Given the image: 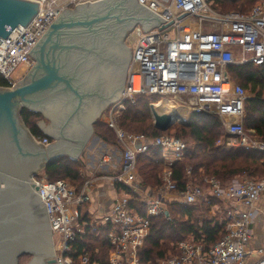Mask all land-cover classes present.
<instances>
[{"label":"built area","instance_id":"2783aa9c","mask_svg":"<svg viewBox=\"0 0 264 264\" xmlns=\"http://www.w3.org/2000/svg\"><path fill=\"white\" fill-rule=\"evenodd\" d=\"M34 1L38 2V11L32 19L15 26L5 38L0 37V76L7 82L6 87L19 84L34 67L36 61L30 50L64 9L98 0ZM137 1L164 20L148 29L136 26L127 34L132 47L126 79L118 101L106 116L122 149L120 171L107 178L130 190L117 189L111 212L96 219L83 213L93 179L85 178L77 189L64 179L32 178L50 219L57 264H95L88 251L74 256L71 247L78 234L86 229L93 232L100 225L109 226L107 237L112 249L108 264H142L139 249L149 234L151 218L163 214L170 220L165 210L172 195L191 206L215 199L211 207L213 216L218 214L222 233L210 247L204 245L202 237L177 241L173 244L176 252L157 264H242L251 254L256 256L252 264H264V248H250L252 224L258 214L256 203L264 195V176L238 174L222 183L215 175H204L199 183L187 168L189 179L179 190L170 167L183 159L187 143L169 132L152 138L130 134L116 121L125 99L132 100L137 94L158 95L160 101L187 108L189 114L204 111L218 116L221 135L215 141L217 146L264 153V138L244 126L248 90L233 81L229 73L231 65L260 64L264 60V0L246 12L224 13L212 9L207 0ZM34 138L43 145L50 144L47 136ZM152 146L161 149L168 167L160 174L161 184L146 191L136 184L137 155ZM105 157L110 158V154L105 153L102 161ZM135 201L144 203V212L134 206ZM231 203H240L244 208L238 210Z\"/></svg>","mask_w":264,"mask_h":264},{"label":"water","instance_id":"95a60500","mask_svg":"<svg viewBox=\"0 0 264 264\" xmlns=\"http://www.w3.org/2000/svg\"><path fill=\"white\" fill-rule=\"evenodd\" d=\"M37 11L34 0H0V37ZM135 20L148 29L164 19L137 0L64 9L30 50L37 62L26 78L12 88L0 86V264H19L25 253L34 255L27 264H57L50 219L32 178L66 151L76 159L99 110L119 97L131 56L125 38ZM153 106L160 130L180 119ZM24 107L51 118L46 126L38 123L56 142L35 140L20 115Z\"/></svg>","mask_w":264,"mask_h":264},{"label":"trees","instance_id":"16d2710c","mask_svg":"<svg viewBox=\"0 0 264 264\" xmlns=\"http://www.w3.org/2000/svg\"><path fill=\"white\" fill-rule=\"evenodd\" d=\"M260 0H215L222 4L223 12L248 11ZM241 2V7H228L225 4L235 5ZM252 4L250 7L248 5ZM247 7V8H245ZM229 73L233 81L240 83L252 92L245 100L243 122L246 128H253L256 134L264 138V60L260 64L247 62L239 65H231ZM0 86L6 87L7 82L0 76ZM158 95L137 94L134 98L123 101L124 108L120 111L117 124L120 128L133 134H144L155 137L164 132L172 133L182 138L188 145L184 151V157L171 165L172 177L179 190L185 187L189 176L187 168H191L192 177L196 182L202 183L204 175H215L222 183H226L234 176L246 173L250 177L260 178L264 176V153L247 148L225 149L217 146L215 141L221 132V122L218 116L200 111L190 114L185 123L175 122L170 128L163 131L154 126L151 113V104L159 100ZM20 115L36 137L46 136L39 128L37 122L42 119L41 112L32 111L24 107ZM94 133L107 144H116V133L107 122L96 120L93 124ZM173 131V132H172ZM84 162L81 157L74 159L67 155L58 157L48 163L38 178L49 181L64 179L77 189L81 187L84 178L81 169ZM168 166L165 163L161 149L155 146L149 147L146 152L137 155V181L140 186L151 189L161 184L160 174ZM117 189L130 188L119 182H115ZM216 202L210 203L204 200L198 202L197 207L187 205L181 199H171L167 204L170 220L163 214L151 218L150 231L142 248L139 249V261L142 264H157L175 253L173 243L190 238L202 237L205 246L210 247L221 236L223 226L218 224L217 218H210L209 211ZM134 206L144 212V203L133 202ZM86 214V213H85ZM84 214V216H85ZM109 226L100 225L95 231L78 234L72 243L71 254L76 256L82 251H88L90 261L95 264H108L112 249L107 233ZM28 253L22 256H28ZM20 256V257H22Z\"/></svg>","mask_w":264,"mask_h":264},{"label":"crops","instance_id":"0c3cea01","mask_svg":"<svg viewBox=\"0 0 264 264\" xmlns=\"http://www.w3.org/2000/svg\"><path fill=\"white\" fill-rule=\"evenodd\" d=\"M209 6L217 12L224 13L222 10V4L215 2V0H207ZM235 5L225 4L228 7H241V2H235ZM101 110V109H100ZM99 110V112H100ZM99 114V113H98ZM184 120V119H183ZM39 128L48 136L51 134L45 132L42 127L37 123ZM94 124V123H93ZM91 126V125H90ZM90 134L85 139L81 149L76 155V159L81 157L84 165L81 169V176L87 179H93L92 185L89 188V201L85 205V212L88 217L101 218L103 215L108 214L112 210L114 200L116 198L117 188L115 186V181L107 178L108 176H113L117 174L121 169L122 164V149L116 144H107L94 133V127H91ZM117 141V138H116ZM51 142L50 144H52ZM86 149V150H85ZM85 150V151H84ZM84 152V153H83ZM67 156L72 158V154L68 151L64 152ZM105 153L110 154V158L105 157L106 160L102 161ZM136 184L139 185L137 179ZM140 186V185H139ZM156 186V185H155ZM142 187V186H140ZM154 187V186H153ZM152 187V188H153ZM143 189H146L142 187ZM150 189H146L149 191ZM198 202L193 205L197 207ZM232 206L238 210H242L244 207L240 203H231ZM258 214L255 217L252 224V237L250 241L251 250H256L258 248H264V195L261 196L257 203ZM213 209L210 208L209 216L210 218H218L213 216ZM218 212V211H217ZM251 257V262L245 259L242 264H252L253 259L255 260V254L249 255ZM159 261V260H158ZM157 261V262H158Z\"/></svg>","mask_w":264,"mask_h":264},{"label":"rangeland","instance_id":"374dc122","mask_svg":"<svg viewBox=\"0 0 264 264\" xmlns=\"http://www.w3.org/2000/svg\"><path fill=\"white\" fill-rule=\"evenodd\" d=\"M252 4H250V5H248L247 7H250ZM247 7H245V8H247ZM70 9H74V7L73 8H70ZM134 25H135V27L136 26H142L141 25V23H140V21H138V20H135L134 21ZM207 28V27H206ZM125 44L130 48V47H132L131 45H130V43H128V41H127V38H125ZM36 61V60H35ZM37 62V61H36ZM36 64V63H35ZM32 70V69H31ZM29 72V71H28ZM29 73H26V75L23 77V78H21L20 79V81H22L23 79H25L26 78V76L28 75ZM126 79V78H125ZM247 89V88H246ZM248 90V97L249 96H251L252 95V92L249 90V89H247ZM120 92V91H119ZM121 93V92H120ZM119 97H120V95H119ZM119 97L116 99V100H114V101H111V102H109V103H107L103 108H101V110H100V112H99V115L97 116V119L96 120H102V121H104V122H106V116L109 114V111H110V109H111V107L113 106V104L115 103V102H117L118 101V99H119ZM263 97H264V94H263ZM163 101H160V99L156 102V103H154V106H153V109L155 108V106L156 105H158V104H160V103H162ZM123 108H124V105H123ZM123 108H121L120 110H119V112L116 114V121H118V116L120 115V111L123 109ZM42 110V109H41ZM155 110V109H154ZM151 113H152V111H151ZM157 113V112H156ZM159 113V112H158ZM43 115V114H42ZM189 116H190V114H189V112H188V114H187V117L184 119V120H182L183 122H186L187 120H188V118H189ZM43 120V121H42ZM42 122L45 126L46 125H48V124H50L51 123V118H49L48 116H44L43 115V117H42V119H39L38 120V122ZM37 122V123H38ZM176 122H180V119H178ZM94 127V126H93ZM44 130V129H43ZM124 130V129H123ZM45 131V130H44ZM125 131V130H124ZM45 132H47V131H45ZM127 132V131H126ZM173 132V131H172ZM48 134H51V133H49V132H47ZM127 133H129V132H127ZM90 134V133H89ZM130 134H133V133H130ZM220 135H221V132H220ZM220 135L218 136V137H220ZM48 137V136H47ZM217 137V138H218ZM51 142H56V138L51 134V137H50V143ZM86 150V149H85ZM84 150V151H85ZM84 153V152H83ZM166 163V162H165ZM136 171H137V165H136ZM38 174H42V171H38ZM241 174H246V173H241ZM247 175V174H246ZM248 177H250L249 175H247ZM85 179V178H84ZM71 185L73 186V187H75L76 188V186L75 185H73L72 183H71ZM170 198H172V199H179L178 197H176V196H174V195H172V197H170ZM85 212V206L83 207V213ZM174 244V243H173ZM173 246V249H175V247H174V245H172ZM29 255L28 256H22V257H20L19 258V264H27L32 258H33V254L32 253H28ZM251 257H253V256H247V258H248V262L250 261L251 262ZM254 258V257H253ZM253 262H254V259H253Z\"/></svg>","mask_w":264,"mask_h":264},{"label":"bare ground","instance_id":"6f19581e","mask_svg":"<svg viewBox=\"0 0 264 264\" xmlns=\"http://www.w3.org/2000/svg\"><path fill=\"white\" fill-rule=\"evenodd\" d=\"M154 109L155 112H159L158 114H172L182 120L185 119L188 114L187 108H177L176 104L171 101H163L162 103L156 105Z\"/></svg>","mask_w":264,"mask_h":264}]
</instances>
